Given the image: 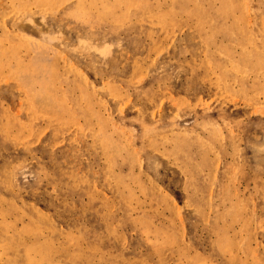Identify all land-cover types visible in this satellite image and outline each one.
Returning <instances> with one entry per match:
<instances>
[{"label": "rangeland", "instance_id": "374dc122", "mask_svg": "<svg viewBox=\"0 0 264 264\" xmlns=\"http://www.w3.org/2000/svg\"><path fill=\"white\" fill-rule=\"evenodd\" d=\"M0 264H264V0H0Z\"/></svg>", "mask_w": 264, "mask_h": 264}]
</instances>
